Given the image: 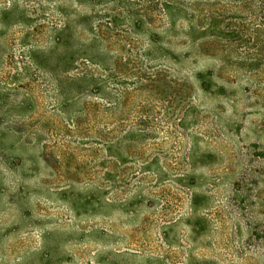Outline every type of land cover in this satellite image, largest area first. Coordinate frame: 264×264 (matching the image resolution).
<instances>
[{
    "label": "rangeland",
    "instance_id": "rangeland-1",
    "mask_svg": "<svg viewBox=\"0 0 264 264\" xmlns=\"http://www.w3.org/2000/svg\"><path fill=\"white\" fill-rule=\"evenodd\" d=\"M218 1L0 0V264H264V15Z\"/></svg>",
    "mask_w": 264,
    "mask_h": 264
},
{
    "label": "trees",
    "instance_id": "trees-1",
    "mask_svg": "<svg viewBox=\"0 0 264 264\" xmlns=\"http://www.w3.org/2000/svg\"><path fill=\"white\" fill-rule=\"evenodd\" d=\"M220 1H222V0H219L217 3H215V10L217 11V12H219L220 10H223V6H225V10H229V6L228 5H221L222 4V2H220ZM229 1H231V0H229ZM232 1H236V2H238V10L240 11L242 8H244L245 6V2L246 1H248L249 2V6L248 7H246V8H249V9H254V11H259V14H261V15H264V0H232ZM252 1H254L255 3L253 4V5H251V2ZM218 6V7H217ZM253 7V8H252ZM219 10V11H218ZM208 12L210 13L209 15L211 16L212 15V9H208ZM63 38H61V37H58L57 38V41H59L60 43H61V45H64L65 46V44H66V41L65 42H63V40H62ZM62 55H65V54H63L62 53ZM71 55H69V57H70ZM68 57V58H69ZM73 57V56H72ZM71 57V60H74L73 58ZM66 58H67V56L65 57V59L63 60V61H65L66 60ZM70 60V59H69ZM69 60H67L68 62H70ZM202 84L204 85V88L206 89L207 88V84H206V82L203 80L202 81ZM87 112V111H86ZM86 115H87V113H86Z\"/></svg>",
    "mask_w": 264,
    "mask_h": 264
}]
</instances>
